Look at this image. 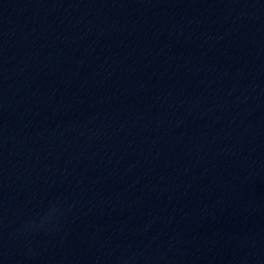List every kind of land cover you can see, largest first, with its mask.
<instances>
[{
  "label": "water",
  "instance_id": "obj_1",
  "mask_svg": "<svg viewBox=\"0 0 264 264\" xmlns=\"http://www.w3.org/2000/svg\"><path fill=\"white\" fill-rule=\"evenodd\" d=\"M0 264H264V0H0Z\"/></svg>",
  "mask_w": 264,
  "mask_h": 264
}]
</instances>
